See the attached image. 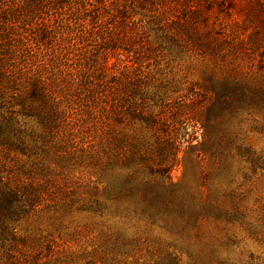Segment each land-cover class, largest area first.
Here are the masks:
<instances>
[{"label":"rangeland","instance_id":"rangeland-1","mask_svg":"<svg viewBox=\"0 0 264 264\" xmlns=\"http://www.w3.org/2000/svg\"><path fill=\"white\" fill-rule=\"evenodd\" d=\"M165 5L123 2L124 40L109 67L93 73L102 44L81 39L80 79L74 15L61 26L56 10H45L52 29L43 48L26 35L22 48L0 47V124L14 140L0 146V264H264V47L241 43L257 30L241 23L201 43L178 6ZM244 8L237 1L210 19L241 22ZM131 68L141 112L119 106L123 92H113ZM37 80L43 99L29 93ZM234 82L246 103L217 110V91ZM145 115L158 116L159 140ZM169 135L181 146L162 179L177 185L183 210L140 189L155 178L149 172L129 177L137 162L161 158Z\"/></svg>","mask_w":264,"mask_h":264},{"label":"trees","instance_id":"trees-1","mask_svg":"<svg viewBox=\"0 0 264 264\" xmlns=\"http://www.w3.org/2000/svg\"><path fill=\"white\" fill-rule=\"evenodd\" d=\"M134 1L139 5H144V2L147 0ZM160 1L163 5L174 3L178 6V9L181 11L180 19L185 24L187 30L194 34L201 43L209 42L213 30H227L229 26H240L239 23H241L245 26L253 25L257 29L250 34H246L247 38L242 40L241 43L246 44L250 48L264 47V0ZM237 1L243 2L246 5V9L241 10L245 14V19L241 22L238 20L234 23L224 22L223 19L218 17L215 20L210 19L212 12H215L218 16L219 14H228V12L231 13L233 10H236ZM123 2L125 3L127 0H0V47H2V44L8 45L13 41V43L17 42V48H22L24 46L22 38L26 35L43 48V46H47L48 42H50L52 29L45 15L42 16L45 10H56L57 17L59 18L60 15L63 23L61 26H70L72 16L74 15V36H77V39L74 40V67L77 71L74 74L80 79L83 77L82 72H86L84 71L85 65H78L77 60H75L76 56H80V54H76V51H78V47L81 45V39H96L100 45L102 44L100 50L96 52L97 54L93 56L92 61L89 63V68L93 70L92 72L94 73V69L96 68H101L99 65L109 67L108 59L111 52L119 47L120 41L124 40V38L118 35V13L122 14ZM211 3H215L217 5L216 8ZM226 4L227 6H225ZM71 10H74V12H71ZM22 32H25V34H22ZM33 58L36 57L32 55L29 57V59ZM10 61L12 62V60ZM31 64L34 63L31 62ZM4 69L0 61V76L6 71ZM135 70L136 68H131V70L118 73L125 80L121 79L119 83L114 84L113 92H117L118 90L123 92L119 93V97L116 98L120 102L119 106L127 105V108L132 107L134 111L137 112L138 110L141 112L140 107L144 98L133 97L139 91V88H137L138 84L134 83V78L131 76V74L138 75L136 72L133 73ZM101 73L105 74L107 71L103 68ZM111 74L118 76L115 72H111ZM14 89L15 87H13ZM20 91H14V93H17L15 95L23 93L22 90ZM240 91H244L243 83H227V85L222 86L217 91L219 99H217V103L214 106L222 112L238 110L240 106L246 103V96H240ZM29 93L37 99H43L44 95H46L44 94L46 93L44 82L40 80L31 82ZM211 109L208 110V113H212L213 107ZM157 118L158 116L156 115L153 117L145 115L142 119L148 123V128L153 129V132L157 135L156 138L159 140L160 135L158 133L160 129L158 127L159 118ZM12 131L8 122L0 124V146H12L14 141L11 135ZM162 145L164 152L156 163L137 162L136 164L139 165L129 174V177L131 180H136L140 174V170L149 172V175L155 176V178L144 180L141 183L140 189L148 192L147 194H149L153 201L165 207L183 210L185 202L177 199V185L173 182L165 183L162 179L165 175L168 178L170 177L171 170L178 162L177 153L181 145L179 140L172 135L166 137ZM167 147H169V150H167ZM136 187L139 186L136 185Z\"/></svg>","mask_w":264,"mask_h":264}]
</instances>
